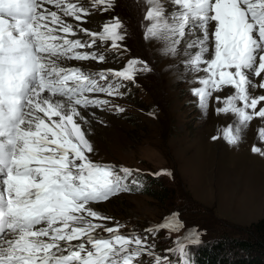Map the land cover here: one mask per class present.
Instances as JSON below:
<instances>
[{
  "label": "snow or ice",
  "instance_id": "obj_1",
  "mask_svg": "<svg viewBox=\"0 0 264 264\" xmlns=\"http://www.w3.org/2000/svg\"><path fill=\"white\" fill-rule=\"evenodd\" d=\"M146 3L144 38L164 41L168 55L190 50L187 64L207 73L198 79L202 87L193 90L202 109L213 92L234 90L216 97L223 104L216 111L237 117L235 131L228 127L223 133L227 143L236 144L241 128L254 117L264 118V94H253L264 90V0H174L177 13L167 18L160 0ZM113 6V0H0V264H142L144 257L150 264H173L170 255L154 252L147 234L178 229L175 217L144 229V235H125L119 225L95 222L110 218L90 206L129 191L132 172L89 159L92 146L82 125L93 122L81 109L108 105L92 94L122 96L123 82L151 71L136 58L121 70L98 72L65 63L105 62L103 53L82 51L98 41L121 48L125 35L119 17L99 31L84 26L93 9ZM77 30L88 39H69ZM210 44L214 54L205 58ZM259 136L264 140V128ZM251 150L264 155L260 147ZM198 242V233H192L165 251L175 253V264H190L185 244Z\"/></svg>",
  "mask_w": 264,
  "mask_h": 264
},
{
  "label": "rangeland",
  "instance_id": "obj_2",
  "mask_svg": "<svg viewBox=\"0 0 264 264\" xmlns=\"http://www.w3.org/2000/svg\"><path fill=\"white\" fill-rule=\"evenodd\" d=\"M171 3L175 4L174 0H160L165 18L175 15L173 11H168ZM146 4V0H117L114 5V13L125 17L133 30V36L120 43L125 47L127 45L133 55L144 54L142 57L154 65L152 74L141 79L146 90L143 88L142 93H134L132 99L126 87L121 89L123 95L119 97L92 94L110 103L102 108H88L93 110L90 113L95 117V123L85 132L92 146L91 155L95 154L93 156L97 158L134 165L143 171L161 167L167 172L154 180L149 192L145 188L146 192L137 190L140 184H132L131 178L126 182L131 190L94 204L96 211L110 218L95 222L109 227L114 224L112 219L119 223H122L120 220H131L136 227L146 226L169 215L171 210L179 209L188 219L187 225L207 226L209 240L201 245L200 250L202 248L218 257L213 264H238L241 260L232 258L237 251L222 238L226 233L243 236L250 223L264 219V155L251 150L255 146L264 151V140L259 136L260 129L264 128V118L254 117L246 128H241L236 144L227 143L223 133L228 127L235 131L238 119L232 113L217 112L216 109L223 104L216 97L223 98L234 90L225 88L213 92L208 107H200L198 111L199 100L192 87L198 85L194 81L207 73L187 64L190 50L168 55L163 51L164 41L154 39L144 43L141 40L137 22H140ZM112 18L110 12L95 17L90 15L88 20L89 23L103 25L104 22H111ZM121 32L126 34L123 29ZM180 48L184 49V42ZM213 51L214 46L210 44L205 58H211ZM129 60L131 58L127 63ZM85 65L89 67V72L104 69V64L97 61L96 64H92L91 60L68 61V66L84 69ZM249 75L259 82V77ZM257 92L264 94L262 89L254 91ZM112 102L125 103L129 107L123 112L113 111ZM154 106L158 107L156 113L149 114L148 109ZM214 136L218 138L213 140ZM138 181L144 182L142 178ZM156 183L161 185V190L155 186ZM175 218L180 225L175 231H182L184 223L181 217L177 215ZM188 228L183 231L184 234H187ZM218 241H222L223 245ZM243 257L244 263L250 259L249 256ZM171 258L175 264L176 257ZM142 259L144 264H150L148 258ZM205 259L208 261L205 257L203 262H206ZM253 261L264 264V259L258 254H253ZM207 263L211 264V260Z\"/></svg>",
  "mask_w": 264,
  "mask_h": 264
},
{
  "label": "trees",
  "instance_id": "obj_3",
  "mask_svg": "<svg viewBox=\"0 0 264 264\" xmlns=\"http://www.w3.org/2000/svg\"><path fill=\"white\" fill-rule=\"evenodd\" d=\"M155 186H158L160 190L162 189L159 183H156ZM147 191L149 192V189ZM182 217H183L182 222L184 224H189V221L186 218V216L184 215ZM196 226L199 230L198 232L199 242L195 243L197 247H196V258L193 259L194 264H209L207 262H210V260H211V264L216 263L215 261H217L216 259H218V257L212 256L210 253H207L202 248L200 250L201 245L209 240L208 238L209 230H207V226H203L201 224H198ZM222 239L223 242L227 243L230 246V248H233V250L237 251L236 253H233L234 256L232 258L239 259V261L241 260L238 264H263V263H254L253 254H258L264 259V219H260L256 222L250 223L247 227V231L245 232V234H243V236L231 235L229 233H226L225 235H223ZM218 242L222 244V241H218ZM200 252L203 255L202 257H200L201 256ZM243 255L250 257V259H248V261H245V263L243 262L244 259ZM205 257H207L208 261H206L205 259L206 262H203V259Z\"/></svg>",
  "mask_w": 264,
  "mask_h": 264
},
{
  "label": "bare ground",
  "instance_id": "obj_4",
  "mask_svg": "<svg viewBox=\"0 0 264 264\" xmlns=\"http://www.w3.org/2000/svg\"><path fill=\"white\" fill-rule=\"evenodd\" d=\"M170 5V4H169ZM179 7V6H178ZM177 6L175 5V4H173V3H171V5L168 7V11H170V12H174L175 14L177 13ZM63 19H65L68 23H70V24H72L73 23V19L71 18V17H63ZM93 20V19H92ZM97 20V19H96ZM95 21V20H94ZM98 21V20H97ZM108 22V21H107ZM85 26V25H84ZM85 27H88V26H85ZM82 35H80V33L78 32V30H77V36H75V37H73V36H69V39H77V38H79V39H82ZM191 39H193L192 37H190V38H187L186 40H191ZM90 111H93V110H91V109H81V112H82V115H84V116H86L87 117V120L88 121H92L93 123L92 124H94L95 123V120H94V118L91 116V113H90ZM97 116V115H96ZM92 124H90V125H92ZM89 124H83L82 125V127L86 130V128H88L89 126H90Z\"/></svg>",
  "mask_w": 264,
  "mask_h": 264
}]
</instances>
